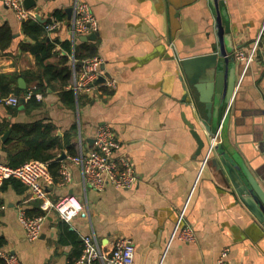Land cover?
<instances>
[{"label":"crops","instance_id":"0c3cea01","mask_svg":"<svg viewBox=\"0 0 264 264\" xmlns=\"http://www.w3.org/2000/svg\"><path fill=\"white\" fill-rule=\"evenodd\" d=\"M77 1L89 7L98 24L94 41L71 38L75 0H35L30 8L35 20L29 21L43 31L46 24L57 22L50 35L33 25L24 28L28 21H18L0 0V40L10 38L0 49V77L17 76L9 84L0 79V98L19 91V100H24L15 108L0 104V162L12 163L6 149L13 126L23 131L11 141L17 145L11 159L18 163L30 154L52 157L49 162L28 160L48 166L43 200L33 198L18 181L0 185V249L19 264H76L82 239L91 236L103 254L118 238L129 239L135 249L133 264H214L225 248L227 264H264V224L240 202L217 150L210 151L217 131L209 135L196 122L198 96L187 85L182 67L186 58L210 50L218 55L224 51L240 64L227 139L264 193V148H259L264 136V0L219 1L218 10L226 15L222 49L208 0ZM65 42L72 55L68 85L62 86L63 77L46 68H62ZM255 46L247 66L233 57L235 50L249 55ZM92 49L102 60L104 81L90 92L77 93L71 88L70 59L74 52L76 58H85ZM187 123L203 142L199 152ZM100 127L111 131L120 145L118 155L133 166L137 183L130 190L85 187L79 166L70 162L92 148ZM53 137L58 147L42 150ZM61 169L70 174V184L60 183ZM67 195L82 205L70 224L50 209ZM18 208L44 218L38 240H26ZM177 224L180 230L191 229L195 241L174 235Z\"/></svg>","mask_w":264,"mask_h":264},{"label":"built area","instance_id":"2783aa9c","mask_svg":"<svg viewBox=\"0 0 264 264\" xmlns=\"http://www.w3.org/2000/svg\"><path fill=\"white\" fill-rule=\"evenodd\" d=\"M4 7L12 11L16 19L20 22L35 20V14L27 9L24 0H1ZM57 22H52L44 26V33L50 35L57 28ZM98 24L89 10V7L75 0L72 8L70 20V35L73 40L80 36H89L97 31ZM257 45V43L255 44ZM256 52V46L253 51L246 55L242 50L237 49L234 52L236 61L243 62L247 66ZM71 61V80L72 89L75 92H90L97 87V81L101 77L102 60L95 56L77 63L73 57ZM81 66L76 69V65ZM114 87V82L106 83ZM19 99L16 96L0 98V104L10 108L18 106ZM215 144V141H214ZM212 146V145H211ZM264 148V136H263ZM120 150L119 143L115 140L113 134L108 128L100 127L93 139V145L87 152L79 153L70 159V162L79 166L81 171V181L85 187L97 192H102L106 186L117 190H130L137 183V176L131 162L124 156L118 155ZM48 177V166L38 161L26 162L18 167H10L0 162V185L6 180H15L20 182L29 190L31 196L38 200H43L45 191L42 182ZM60 183L67 185L71 183L70 174L61 169L59 171ZM0 204V210H2ZM50 209L55 212L58 218L70 224L82 212V205L71 195L64 196L50 205ZM18 222L20 223L25 238L28 242L38 240L44 218L42 216H28L22 208H18ZM185 242H194V234L191 229H179V224L174 229V235H177ZM229 250L227 248L220 252L217 261L214 264H227L226 258ZM135 249L129 239L118 238L114 241L111 251L103 254L97 245L94 237L86 236L82 239V253L76 264H92L95 261L101 264H133ZM0 261L4 264H19L15 256L0 249Z\"/></svg>","mask_w":264,"mask_h":264},{"label":"water","instance_id":"95a60500","mask_svg":"<svg viewBox=\"0 0 264 264\" xmlns=\"http://www.w3.org/2000/svg\"><path fill=\"white\" fill-rule=\"evenodd\" d=\"M208 1H210L211 7L214 10L216 37L222 49L224 35L222 17L226 18L224 11L220 12L218 10L219 1L222 0ZM24 5L27 9H30L35 5V0H24ZM95 38L96 34L93 33L87 37L80 36L78 40L86 43L88 41H94ZM78 66H81V64H78ZM239 66L240 64L235 62L233 58L226 56L224 51L218 55L212 53L211 50L205 54L186 58L182 64L186 83L190 90L198 96L199 118L194 116L196 122L201 124L205 132L209 135H213L217 131L215 141L218 138L219 144L216 146L213 144L210 151L211 149H213V152L217 150V154L220 156L221 166L226 172L229 182L240 202L260 224H264V193L249 172L244 161L229 145L227 139L230 104L233 100L232 97ZM103 81V78H99L96 83L99 84ZM18 87L22 90L25 89L22 80L18 81ZM23 104L24 100L21 98L19 105ZM223 110L225 112L221 119ZM200 111L203 113H200ZM187 126L197 143V152H199L204 146L203 142L194 130L192 123H187ZM9 132L8 130L4 133L2 136L3 141L8 137ZM259 148L260 150L263 149L262 143ZM60 159L62 160L63 158Z\"/></svg>","mask_w":264,"mask_h":264},{"label":"trees","instance_id":"16d2710c","mask_svg":"<svg viewBox=\"0 0 264 264\" xmlns=\"http://www.w3.org/2000/svg\"><path fill=\"white\" fill-rule=\"evenodd\" d=\"M57 17V16H56ZM29 26H35L36 28L39 27L41 32H44L43 29H42V26L40 27L39 24H37L36 21H28V23H24V28H27ZM10 43V38L8 36L4 37L3 40H0V49H4L5 47H7ZM50 46H48V50H49ZM63 50H64V57H62V60L60 61V64L62 65V68L61 69H57V68H54L52 66H48L46 68V71L47 73L49 74H54L56 71L58 72V75L63 77V82H62V86H65V85H68V80H69V77H70V68H69V65H68V55H72L70 54V44L69 42H65L62 46ZM96 50L95 49H92L90 50L89 52V55H87V57L85 58H76V55H75V52L73 54V58L74 60L77 62V63H81L82 61L86 60V59H90V58H93L96 56ZM17 76L16 75H12L10 77H7V76H1L0 79L4 80L5 82H7L8 84L11 82V83H14L15 80H16ZM10 90H7V93L9 92ZM18 95L22 94L23 92H19L17 91L16 92ZM18 95L16 96L18 98ZM25 95V93L23 94ZM5 97V96H3ZM19 99V98H18ZM33 101V100H31ZM1 130V128H0ZM23 131V128L22 127H19V126H13L12 128V133H11V138L9 141H7V146L8 148L6 149V152L9 156V159L11 160V165H8L10 167H18L22 164L25 163V161L28 162V160H31V159H34V160H40V161H43V162H49V160L52 158L49 154L44 156L43 154H39V155H33V154H30V155H27V156H24V160L23 161H19L18 163L16 162L17 160H14V159H11L13 156L12 154L15 153L17 151V145L16 144H13V141L15 138H17V135ZM41 135L43 136V134L41 133ZM28 146H31V145H28ZM55 147H58V142H57V138L53 137V138H50L49 141H47L45 144H44V147L42 148V150H48V149H53ZM19 153V152H18ZM0 264H4L2 261H0Z\"/></svg>","mask_w":264,"mask_h":264}]
</instances>
